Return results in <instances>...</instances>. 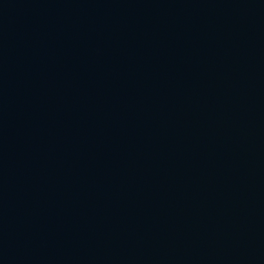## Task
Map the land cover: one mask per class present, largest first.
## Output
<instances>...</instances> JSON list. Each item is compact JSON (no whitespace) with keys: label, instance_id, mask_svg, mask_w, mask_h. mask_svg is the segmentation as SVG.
<instances>
[{"label":"water","instance_id":"obj_1","mask_svg":"<svg viewBox=\"0 0 264 264\" xmlns=\"http://www.w3.org/2000/svg\"><path fill=\"white\" fill-rule=\"evenodd\" d=\"M0 264H264L145 137L0 40Z\"/></svg>","mask_w":264,"mask_h":264}]
</instances>
